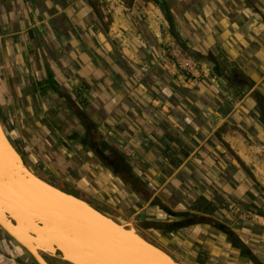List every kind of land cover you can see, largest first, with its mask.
<instances>
[{"label": "crops", "instance_id": "1", "mask_svg": "<svg viewBox=\"0 0 264 264\" xmlns=\"http://www.w3.org/2000/svg\"><path fill=\"white\" fill-rule=\"evenodd\" d=\"M0 122L39 178L178 263L264 264L237 218L264 216V0H0Z\"/></svg>", "mask_w": 264, "mask_h": 264}, {"label": "water", "instance_id": "2", "mask_svg": "<svg viewBox=\"0 0 264 264\" xmlns=\"http://www.w3.org/2000/svg\"><path fill=\"white\" fill-rule=\"evenodd\" d=\"M54 221L70 228L82 247L77 250L63 240ZM0 229L36 264H46L40 254L66 264H180L129 222L113 219L39 178L25 165L1 122ZM101 245L116 247L121 254H89Z\"/></svg>", "mask_w": 264, "mask_h": 264}, {"label": "rangeland", "instance_id": "3", "mask_svg": "<svg viewBox=\"0 0 264 264\" xmlns=\"http://www.w3.org/2000/svg\"><path fill=\"white\" fill-rule=\"evenodd\" d=\"M168 50H170L167 54L168 60H166V62H165V64H168L167 65L168 67H172L174 70L176 69V71H178L182 74H185V75H189V76H192L195 73L199 72V70L201 68L199 62L194 60L193 58H191L187 54H185V52L180 47L172 46ZM260 159H261L260 161H264V158H263V160H262V158H260ZM263 166H264L263 164H261L259 166V173L262 176H264V167ZM252 168L254 171L256 170L254 165ZM258 217H261V218H257V216L254 213L248 214V213H244V212L241 213V212L237 211L238 222H243L244 224L250 225L254 228H257V227L259 228V230L256 231L257 232L256 235L252 239H253V242H255L256 244H259L258 250L260 252L262 250V248H260V247L264 245V216H258ZM254 224L257 227H255ZM8 238L11 239L10 237H8ZM13 242L17 246H19L15 241H13ZM22 250L29 256V259L27 258V260H25V262L18 261V259H14V258H10V257L5 258L4 257L5 250L3 249V247L0 243V264H36L34 262V260L30 257L31 255L28 254L23 248H22ZM48 258H50V257H48ZM50 259H53V258H50ZM53 260H56V259H53ZM56 261H59V260H56ZM59 262H61V261H59ZM61 263H63V262H61Z\"/></svg>", "mask_w": 264, "mask_h": 264}, {"label": "snow or ice", "instance_id": "4", "mask_svg": "<svg viewBox=\"0 0 264 264\" xmlns=\"http://www.w3.org/2000/svg\"><path fill=\"white\" fill-rule=\"evenodd\" d=\"M53 226L55 229H58L61 231L63 240H66L70 245L75 246L77 250L82 247L81 241L75 238L70 228L56 221L53 222ZM121 251L122 250L116 247H107V246L101 245V246L96 247L95 249H92L89 254H99V255H105V256L106 255H119L121 254ZM127 254H131V253H127Z\"/></svg>", "mask_w": 264, "mask_h": 264}, {"label": "flooded vegetation", "instance_id": "5", "mask_svg": "<svg viewBox=\"0 0 264 264\" xmlns=\"http://www.w3.org/2000/svg\"><path fill=\"white\" fill-rule=\"evenodd\" d=\"M0 243L3 249L5 250V254H4L5 258L10 257V258L18 259V261H23V262H25L27 258L29 259V256L22 250V248L17 246L1 230H0ZM40 255L46 264H65V263H61L59 261L50 259L45 255H42V254Z\"/></svg>", "mask_w": 264, "mask_h": 264}, {"label": "trees", "instance_id": "6", "mask_svg": "<svg viewBox=\"0 0 264 264\" xmlns=\"http://www.w3.org/2000/svg\"><path fill=\"white\" fill-rule=\"evenodd\" d=\"M37 174L39 175V174H40V172H37Z\"/></svg>", "mask_w": 264, "mask_h": 264}, {"label": "bare ground", "instance_id": "7", "mask_svg": "<svg viewBox=\"0 0 264 264\" xmlns=\"http://www.w3.org/2000/svg\"><path fill=\"white\" fill-rule=\"evenodd\" d=\"M31 255V254H30Z\"/></svg>", "mask_w": 264, "mask_h": 264}]
</instances>
